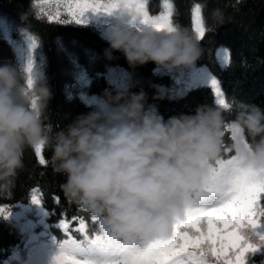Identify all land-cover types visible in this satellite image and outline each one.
Instances as JSON below:
<instances>
[{"label": "clouds", "instance_id": "9594fccd", "mask_svg": "<svg viewBox=\"0 0 264 264\" xmlns=\"http://www.w3.org/2000/svg\"><path fill=\"white\" fill-rule=\"evenodd\" d=\"M21 18L28 21L27 15ZM110 18L109 58L121 52L132 68L153 63L173 73L203 58L202 40L187 28H138L139 19L124 7ZM214 20L223 26L221 14H214ZM164 98L157 89L154 99ZM51 99L43 73L32 71L28 91L21 70L0 65V188L14 186L25 167L24 153L43 146L52 152L53 173L66 178L60 189L69 203L103 217L122 238L145 244L170 238L189 201L205 196L222 159L225 112L200 105L194 114L165 120L156 105L147 103L144 91L117 88L115 94L105 93V108L53 133L46 123ZM230 114L233 156L242 169L264 174V109L236 101Z\"/></svg>", "mask_w": 264, "mask_h": 264}, {"label": "trees", "instance_id": "16d2710c", "mask_svg": "<svg viewBox=\"0 0 264 264\" xmlns=\"http://www.w3.org/2000/svg\"><path fill=\"white\" fill-rule=\"evenodd\" d=\"M173 5V23L193 34V9L199 3L205 25L203 58L187 71L167 73L148 63L132 68L121 52H110L107 36L111 18L88 14L86 25L60 24L48 19L61 12L69 19L63 3L56 0H0V65L11 63L22 71L31 61L33 71L43 73L51 91L46 121L53 133L66 128L79 116L105 108L106 92L117 88L141 90L147 103L158 107L167 120L180 114H194L197 106L216 104L215 93L207 81L215 77L231 107L225 112L227 127L222 159L233 156L232 133L228 125L236 101L264 109V0H167ZM166 0H147L149 15L167 11ZM223 17V26L214 14ZM27 15L24 22L22 16ZM212 27L214 31H208ZM29 36L37 47L33 50ZM227 50V52L225 51ZM157 89L164 94L156 100ZM47 165L39 164L35 150L24 153V169L14 186L0 188V208L10 211L0 217V264H53L60 243L69 238L82 239L76 229L82 218L89 237L101 231L100 216L69 203L60 189L65 177L53 173L49 163L52 152L43 147ZM43 194V206L31 202L34 190ZM59 197L57 204L54 197ZM95 216V219L93 218ZM61 219L70 221L69 231L59 227ZM184 219V216L181 220ZM203 227V226H202ZM183 230V229H181ZM264 234V229L260 230ZM248 253L247 264H264V244Z\"/></svg>", "mask_w": 264, "mask_h": 264}, {"label": "snow or ice", "instance_id": "6c2138e0", "mask_svg": "<svg viewBox=\"0 0 264 264\" xmlns=\"http://www.w3.org/2000/svg\"><path fill=\"white\" fill-rule=\"evenodd\" d=\"M48 2V0H45ZM64 4L69 19H61V12L49 14L48 19L60 24L74 23L86 25L88 14L111 16L121 7L135 13L139 26H152L157 30H174L173 5L166 0L167 11L157 16L149 15L147 0H56ZM203 40L205 25L201 5L193 9V29ZM34 50L37 44L29 36ZM227 52V50H225ZM27 73V86L32 87L33 64L30 61L24 69ZM207 85L212 88L219 108L231 111L226 102L220 82L211 77ZM33 108L36 101H32ZM235 126L228 125L234 137ZM39 164L46 166L43 146L35 150ZM211 194V202H203L200 197L189 201L184 219L173 226L168 239L145 244L139 238H122L113 233L103 217H100L101 231L89 237L82 218L77 231L83 234L82 240L68 239L60 243V253L53 264H247L248 253L260 250L256 241L264 244V174L242 169L234 156L216 162L212 176L206 187ZM43 194L34 190L31 202L43 206ZM59 203V197H54ZM10 211L0 208V217L8 218ZM95 219V216L93 217ZM70 221L61 219L59 227L67 233ZM203 226V227H202ZM183 229V230H181Z\"/></svg>", "mask_w": 264, "mask_h": 264}, {"label": "rangeland", "instance_id": "374dc122", "mask_svg": "<svg viewBox=\"0 0 264 264\" xmlns=\"http://www.w3.org/2000/svg\"><path fill=\"white\" fill-rule=\"evenodd\" d=\"M203 199H205L206 202H211L213 197L211 196V194L206 193L205 196L203 197Z\"/></svg>", "mask_w": 264, "mask_h": 264}]
</instances>
